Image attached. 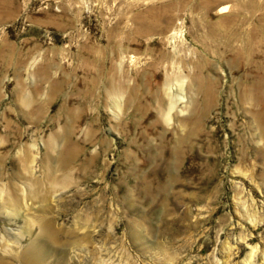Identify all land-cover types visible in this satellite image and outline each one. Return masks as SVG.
Listing matches in <instances>:
<instances>
[{
	"label": "rangeland",
	"instance_id": "1",
	"mask_svg": "<svg viewBox=\"0 0 264 264\" xmlns=\"http://www.w3.org/2000/svg\"><path fill=\"white\" fill-rule=\"evenodd\" d=\"M0 264H264V0H0Z\"/></svg>",
	"mask_w": 264,
	"mask_h": 264
},
{
	"label": "bare ground",
	"instance_id": "2",
	"mask_svg": "<svg viewBox=\"0 0 264 264\" xmlns=\"http://www.w3.org/2000/svg\"><path fill=\"white\" fill-rule=\"evenodd\" d=\"M51 179H55V177H52ZM52 182H55V184H57V180L55 179V180H51ZM53 185V184H52ZM54 187L56 186V185H53ZM41 196V195H40ZM7 204V203H6ZM46 222V221H45Z\"/></svg>",
	"mask_w": 264,
	"mask_h": 264
}]
</instances>
